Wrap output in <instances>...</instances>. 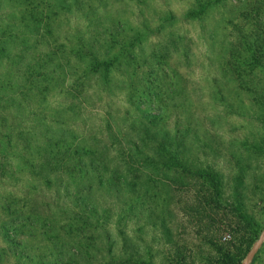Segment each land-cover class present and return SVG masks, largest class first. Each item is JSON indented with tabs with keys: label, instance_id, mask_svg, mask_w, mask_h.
Returning a JSON list of instances; mask_svg holds the SVG:
<instances>
[{
	"label": "rangeland",
	"instance_id": "rangeland-1",
	"mask_svg": "<svg viewBox=\"0 0 264 264\" xmlns=\"http://www.w3.org/2000/svg\"><path fill=\"white\" fill-rule=\"evenodd\" d=\"M51 1L25 48L0 0V264H241L264 229V0Z\"/></svg>",
	"mask_w": 264,
	"mask_h": 264
},
{
	"label": "trees",
	"instance_id": "trees-1",
	"mask_svg": "<svg viewBox=\"0 0 264 264\" xmlns=\"http://www.w3.org/2000/svg\"><path fill=\"white\" fill-rule=\"evenodd\" d=\"M12 1H20V3L18 4L17 8L18 12L21 11V15H23L21 22L17 21L18 26L20 25V23L22 24L21 27V32H17L14 29H10L9 27L6 26V43L8 41H10L11 43H14L12 41L17 42V40H19L17 38L18 35H21L23 38L20 41L21 46L24 45L25 48H29V37H27L26 32L32 35H35V38H41L42 35L40 34L41 29L39 28V25L43 22H45L46 20H49L50 16L46 15L44 12H42L41 18L38 17V11L41 8L42 4L47 3L46 0H12ZM50 2H52L50 0ZM203 10H206V8H203ZM201 11V12H202ZM201 12L199 11H192L191 14L194 15H200ZM27 20L29 22H27ZM52 29V28H51ZM50 28H48V34L51 31ZM16 32V33H15ZM1 41V39H0ZM83 45V44H82ZM82 45H78L79 47H74L71 45V53L74 54V56L79 57V56H83V50L85 48H87V46H82ZM93 48V49H92ZM95 46L91 47V51H88L89 54V60L91 61V65H92V71L95 72H99L101 69H103V73L107 76V72H109L110 70V65L104 61H102L100 59V56L97 55V51L94 49ZM20 50H22V47L20 48ZM89 50V49H88ZM4 49L0 48V54H3ZM7 52V49H6ZM47 62V61H46ZM42 67L46 66V63L41 64ZM161 150L163 152H165L166 154H168V159L167 161H164V166L168 167V168H177V169H181L184 172H188L192 175L195 176H199V177H205L207 178L211 184L213 185L215 192H216V196H219L220 194V181L219 179L213 175L210 172H204V171H192L191 169H189L187 166H185L183 163L179 162V160L176 158V156L171 155V153L168 151L169 149H167L166 147H164L163 145L160 147ZM77 154V153H76ZM80 222H84L82 220V218H78L76 220V224L80 225ZM88 221H85V223L87 224ZM107 238L109 239V234H107ZM136 254H131L126 252L125 254H118L114 253L113 251H108L107 252V258H108V264H152L151 262H148L146 260L143 259H137ZM140 258V256L138 257Z\"/></svg>",
	"mask_w": 264,
	"mask_h": 264
},
{
	"label": "water",
	"instance_id": "water-1",
	"mask_svg": "<svg viewBox=\"0 0 264 264\" xmlns=\"http://www.w3.org/2000/svg\"><path fill=\"white\" fill-rule=\"evenodd\" d=\"M263 244H264V229L261 232L258 240L253 244L252 248L249 250V252L246 255V258L241 264H252L255 256L262 248Z\"/></svg>",
	"mask_w": 264,
	"mask_h": 264
}]
</instances>
